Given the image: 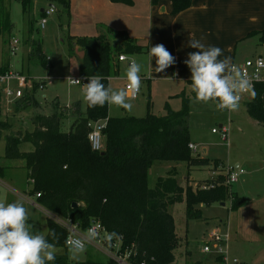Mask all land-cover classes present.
Here are the masks:
<instances>
[{
	"label": "trees",
	"instance_id": "obj_1",
	"mask_svg": "<svg viewBox=\"0 0 264 264\" xmlns=\"http://www.w3.org/2000/svg\"><path fill=\"white\" fill-rule=\"evenodd\" d=\"M20 1L22 11L28 12L30 0ZM50 1L61 3L69 13V0ZM111 1L130 4L133 0ZM171 1L172 12H177L191 0ZM104 26V32L96 35L68 36L69 41L81 49L80 75L102 76L107 87L111 72H117L118 55L145 52L147 45L138 43L125 29ZM250 34H258L259 40L264 41V28L251 30L247 36ZM27 55L39 59L43 65L48 64L49 59L38 40H33ZM8 69L0 66L2 72ZM33 89L36 90V85ZM253 90L256 96L245 101L246 113L264 127V80L256 82ZM191 95L195 97L194 92ZM175 96L181 99L179 109L173 110L165 102L164 113L158 115L151 112L147 100V112L142 117L109 116L107 104L90 108L86 102L81 112L79 100L67 107L68 110H60L58 102L54 101L50 113L34 115L32 130L17 129L5 136L4 157L24 161L30 181L28 194L35 196L45 210L69 219L83 230L92 221H98L106 233L117 234L118 238L112 241L119 243L118 250L126 252L131 264H173L179 238L169 212L172 204L184 202L187 220L202 218L201 204L227 201L231 211L246 204L243 197L229 190L223 172L213 179L197 181L213 182L214 186L209 189L183 187L172 171L158 177L153 187L148 186V171L154 161H185L188 168L205 165L208 170L210 165L213 169L224 165L220 160L193 153L188 147L192 96L184 90ZM27 107L39 108L33 95L26 94L17 101L14 111ZM2 112L0 107V116ZM64 116H73L65 132L60 130ZM96 120L105 121L100 151L92 150L87 138L89 123ZM5 127L6 121L0 119V133ZM22 143H30L32 149L21 150ZM73 203L76 205L72 206ZM67 234L63 224L47 218L44 235L57 249L52 264H70L65 244ZM210 264H224L222 256L215 254Z\"/></svg>",
	"mask_w": 264,
	"mask_h": 264
},
{
	"label": "rangeland",
	"instance_id": "obj_2",
	"mask_svg": "<svg viewBox=\"0 0 264 264\" xmlns=\"http://www.w3.org/2000/svg\"><path fill=\"white\" fill-rule=\"evenodd\" d=\"M50 2V0H30L28 12H23L20 0H0V64L10 62V67L14 71H21L30 79L46 78L49 80L43 90L36 89L32 92L39 108L27 107L15 111L13 108L10 113H1L0 119L6 121V127L0 133V166L3 167V174L0 176V202L11 203L17 200L23 202L28 209L30 231L41 234L45 233L46 217L64 224L70 220L55 214L48 215L47 212L37 208L33 204L34 202L25 201L21 197L24 195L25 190L28 192L30 189L27 170L24 167L23 160L4 157V144L5 136L17 129L32 130L34 115L37 113H50L54 101L58 102L60 110H66L74 101L79 100L81 112L85 109L84 86L73 85L68 82L69 77L73 78L79 75L77 74L76 62L81 50L78 45L69 41V30L64 27L68 23L69 13L61 3L53 1L55 11L47 17L44 27L39 26V7H48ZM13 37L19 39L15 53L10 52L8 45ZM33 40L40 41L41 48L46 58L49 59L47 65H43L37 58H28L27 48L32 45ZM257 54L262 55L264 58V41H260L258 36L244 38L237 46L235 62L252 58ZM127 55L133 59L131 53H127ZM135 61L141 65L140 73L144 75H140L142 86L139 94L134 98L129 94V102L133 105L132 111L128 112L123 108L108 106L110 116L131 115L142 117L147 112V100L150 101L152 113L163 114L165 102L169 103L173 110L180 108L181 99L175 95L182 90L192 96L191 87L185 85L183 88V82L171 80V74H168L167 70L164 73H156V76H148L149 78H147L149 72L153 73V70L148 67L143 53L136 56ZM128 67L127 64L120 63L118 72H111L108 85L111 83L114 90L125 88ZM193 100L194 97L192 96L188 125L191 137H197L199 142L198 154L206 158L213 156L215 152V154L223 152V155H225L228 147L226 145L227 141L221 139L218 133H213L212 129H218V124L225 122L229 113L227 110H217L213 103H195ZM245 104V101L240 102L239 109L230 112L232 114V130L229 131L231 158L248 157L254 154L258 156L261 151H264V127L256 125L253 119L247 115ZM234 114H237V116L234 117ZM72 118L73 116L62 118L61 131L69 130ZM19 148L21 150H31L32 145L22 143ZM203 148H207V154L202 152ZM169 165L176 166V177L184 185L183 187L191 185L193 190L199 184L197 180L209 174L208 167L205 165L188 168L185 161H154L148 171L150 187L154 186L159 176L164 177L167 175ZM185 177L194 178L195 181L188 184ZM231 186H234V183ZM228 205L229 202L227 201L225 202V208L221 207L218 202L208 205L201 204L199 208L202 210V218L189 220L185 217L184 202H177L169 207V212L174 218L175 233L179 238V243L175 248L176 258L173 264H194L196 261H199L200 264H210L215 254L203 253L201 248L209 240V233L215 228H218L221 232L227 230V225L224 223L228 218V226H231L229 228L227 250L228 264H232L231 260L233 258L238 260L236 264H250L249 260L264 259V221H262L263 223L258 222V226L254 228L255 230L250 231L244 217H239L241 220L239 221L240 229L238 232L234 230L232 223L235 218V211L227 212ZM259 227L262 230H259ZM78 230L81 233L84 231L80 227H78ZM100 246L90 243L87 250L77 260L69 258L67 248L69 263L120 264L116 258H110L108 254V251H110L125 258V260L122 259L124 261L122 264H131L127 260L126 252L121 253L118 250V242L112 241L111 246H109L108 242L103 239ZM262 264H264V261H262Z\"/></svg>",
	"mask_w": 264,
	"mask_h": 264
},
{
	"label": "crops",
	"instance_id": "obj_3",
	"mask_svg": "<svg viewBox=\"0 0 264 264\" xmlns=\"http://www.w3.org/2000/svg\"><path fill=\"white\" fill-rule=\"evenodd\" d=\"M50 5L54 7L52 1L49 3ZM44 8L46 7H39L40 16ZM104 25L125 29L137 39L138 43L147 45L145 52L131 53L134 60L139 54H144L148 67L153 70V73L149 72L147 78L157 75L155 71V59L149 57L150 47L156 44L165 45L167 50L176 57V63L166 69L167 73L171 74V80L183 82L184 88L185 85H191V83H187V81H191V73L189 68L184 64V60L187 59L189 52L197 51L188 47L189 40H200L206 46H217L223 50L224 56L232 58L233 63H240L242 60L235 62L238 44L244 38L258 36V34L247 36L251 30L264 28V0H191L188 6L177 12H172L171 0H133L130 4L111 0H69L68 23L64 26L69 30V34L77 36L96 35L99 32H104ZM29 48L31 46H28L27 51ZM80 55L81 50L76 62L77 74L79 75L78 61ZM127 58L133 60L128 55ZM120 63H125L129 66L127 60L118 61V69ZM0 66L11 68L10 62H4ZM140 75L143 76L144 74L140 73ZM231 113L227 116L226 124L222 122L218 126L229 125L230 130H232ZM235 116L237 114H234ZM254 122L256 125L261 126L257 121ZM229 135L230 132L226 143L228 146L226 154L223 155V152L215 154V152L213 156L208 158L210 160L217 159L222 161L224 165L240 167L244 170L239 174L234 186H231V190L238 196L243 197L246 200V204L235 210V218L232 220V223L234 230L239 232V221L241 220L239 217H244L250 231H253L258 226V222L263 223L262 221H264V151H261L258 156L254 154L248 157L231 158ZM190 141L197 145L198 153L199 142L197 141V137H191L190 135ZM207 151V148L202 149V152L205 154H207ZM168 167L167 173L172 171L176 177V166L169 165ZM2 168L0 169V176L3 174ZM222 172L225 174L224 169L223 171H219L218 169L217 175ZM210 176L209 170L208 176L198 180L208 179ZM185 180L186 182L188 181V184H192L195 181L194 178H186ZM178 183L184 186L180 181ZM21 197L25 201L34 202L33 204L37 208L47 212L48 215L53 214L42 208L36 202L35 197L29 195L26 190ZM220 206L225 208V202L223 204L220 203ZM227 212H232L229 210V207L227 208ZM47 218L49 217H46V220ZM228 221L229 218L224 224L227 225V229L230 231L229 228L231 226H228ZM241 224L243 225L242 222ZM259 230H262V228L259 227ZM262 261L264 259L249 260L250 264H262Z\"/></svg>",
	"mask_w": 264,
	"mask_h": 264
},
{
	"label": "clouds",
	"instance_id": "obj_4",
	"mask_svg": "<svg viewBox=\"0 0 264 264\" xmlns=\"http://www.w3.org/2000/svg\"><path fill=\"white\" fill-rule=\"evenodd\" d=\"M188 47L196 49L187 54L184 64L189 68L191 91L195 93L193 102L213 103L217 110L235 112L240 107L242 94L251 93L255 98L252 82L230 56H224L217 46H206L200 40L190 39ZM149 57L155 59V71L164 72L176 63L174 57L163 44L150 47ZM223 57V58H221ZM141 65L131 60L126 72L127 87L114 90L111 83L106 87L104 77L92 75L84 87V101L90 108L103 107L106 104L132 111L131 97L139 94L142 86ZM73 83L79 80L68 78ZM54 236V233H52ZM95 227L89 228L83 237L69 238V258L77 260L87 246L98 239ZM115 232L107 233L104 239L111 246ZM56 259V245L39 232L29 228L28 209L17 200L11 203L0 202V264H52Z\"/></svg>",
	"mask_w": 264,
	"mask_h": 264
},
{
	"label": "built area",
	"instance_id": "obj_5",
	"mask_svg": "<svg viewBox=\"0 0 264 264\" xmlns=\"http://www.w3.org/2000/svg\"><path fill=\"white\" fill-rule=\"evenodd\" d=\"M54 11L53 6H48L42 10V14L39 18V26L44 27L45 23L47 22V17ZM19 39L16 37H13L9 42V49L11 53H15V51L18 48ZM118 60H127L128 64H130L131 60L127 58L126 53H120L118 55ZM239 67L243 72L247 74V77L252 82V86L254 88V85L258 81L264 80L263 77V71H264V58L262 55L257 54L252 56V58H246L240 63H234ZM88 77L90 76H82L77 75L73 77V79L79 80V83H73L71 80H68L70 84L73 85H81L85 87V84L88 83ZM72 78V77H71ZM49 80L46 78H38V79H30L26 77L23 73H20L19 71H14L13 69L9 68L6 71H0V107L2 108L4 113H10L13 108L14 104H16L17 101H19L21 98H23L26 94L33 95V88L34 85H36L37 90H43ZM128 83V82H127ZM127 83H125V88L127 87ZM131 95V93H130ZM251 93H244L242 94L241 100L247 101L251 98ZM230 113L229 111H227ZM90 130L87 134V138L90 144V147L92 150L100 151L103 149V135L102 130L105 125L104 120H96L91 121L89 123ZM230 131L229 125H221L218 129H212V132L218 133L221 139L227 141L228 134ZM188 147L191 149L193 153H197V145L190 142L188 144ZM222 167V168H221ZM225 171L226 179L225 184L229 187L236 182L239 174H241L244 170L240 167H233L230 165H219L218 168L213 169V167L210 165V173L211 176L209 179H213L217 176V171ZM200 189H209L214 186L213 182H199V184L196 185ZM60 223V222H59ZM63 224L67 231V237L65 240L66 246H68L67 241L69 238L72 237H83L86 233V231L91 228L95 227L97 229V232L99 233L98 239L91 244H100L102 245V240L104 239V236L107 234L103 228V226L98 221H92L90 225L81 233L78 230V225L75 223H72L71 221H68L67 223H61ZM209 240L203 244L201 251L203 253H214L216 255H221L224 264H228L229 259L227 258V245H228V239H229V230L227 229L225 232H221L218 228H215L211 233H209ZM113 245V244H112ZM115 246V244H114ZM101 247V246H100ZM108 254L110 255V258L114 257L116 258L120 264H122L125 260V258H122L117 253H111L108 251ZM123 259V260H122ZM238 260L236 258H233L231 260V263H237ZM142 264V263H141Z\"/></svg>",
	"mask_w": 264,
	"mask_h": 264
},
{
	"label": "water",
	"instance_id": "obj_6",
	"mask_svg": "<svg viewBox=\"0 0 264 264\" xmlns=\"http://www.w3.org/2000/svg\"><path fill=\"white\" fill-rule=\"evenodd\" d=\"M158 115H160V114H158ZM219 127H220V125H219ZM221 204H223V203H221ZM75 205H76L75 203L72 204V206H75Z\"/></svg>",
	"mask_w": 264,
	"mask_h": 264
}]
</instances>
